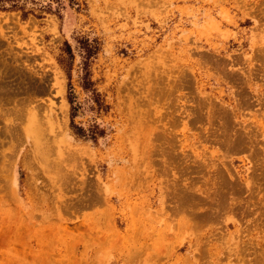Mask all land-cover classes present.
Wrapping results in <instances>:
<instances>
[{
    "label": "rangeland",
    "instance_id": "rangeland-1",
    "mask_svg": "<svg viewBox=\"0 0 264 264\" xmlns=\"http://www.w3.org/2000/svg\"><path fill=\"white\" fill-rule=\"evenodd\" d=\"M20 7L0 264H264V0Z\"/></svg>",
    "mask_w": 264,
    "mask_h": 264
},
{
    "label": "trees",
    "instance_id": "trees-1",
    "mask_svg": "<svg viewBox=\"0 0 264 264\" xmlns=\"http://www.w3.org/2000/svg\"><path fill=\"white\" fill-rule=\"evenodd\" d=\"M20 8V0H0V11L17 10Z\"/></svg>",
    "mask_w": 264,
    "mask_h": 264
}]
</instances>
